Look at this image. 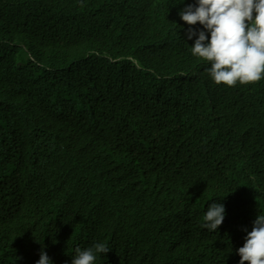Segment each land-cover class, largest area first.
Instances as JSON below:
<instances>
[{"label":"trees","instance_id":"trees-1","mask_svg":"<svg viewBox=\"0 0 264 264\" xmlns=\"http://www.w3.org/2000/svg\"><path fill=\"white\" fill-rule=\"evenodd\" d=\"M179 2L0 0V264L96 243L95 264H239L264 214V78L215 84Z\"/></svg>","mask_w":264,"mask_h":264},{"label":"clouds","instance_id":"clouds-1","mask_svg":"<svg viewBox=\"0 0 264 264\" xmlns=\"http://www.w3.org/2000/svg\"><path fill=\"white\" fill-rule=\"evenodd\" d=\"M178 15L190 26L187 38L196 37L190 47L192 55L210 64L206 71L215 84L250 85L264 78V0H194ZM197 24L200 30L192 27ZM254 102L264 119V96L256 97ZM225 215L222 203H211L203 215L202 227L217 231ZM244 241L237 249L239 264H264V214L256 216ZM109 251L104 243L83 250L77 247L71 264H95L98 254ZM36 264H53L43 248Z\"/></svg>","mask_w":264,"mask_h":264},{"label":"bare ground","instance_id":"bare-ground-1","mask_svg":"<svg viewBox=\"0 0 264 264\" xmlns=\"http://www.w3.org/2000/svg\"><path fill=\"white\" fill-rule=\"evenodd\" d=\"M24 45L28 47V43H25ZM31 50L37 54L38 58H40V59H46V58H44L41 54H39L35 48H31ZM208 154H209V158H210L211 156H214V157H215V155H214L215 153H210V152H208ZM138 175H139V176H138L139 178L144 177V176L142 175L141 171H139V170H138ZM145 177H147V176H145ZM145 177H144V179H142V180H145ZM260 177H261V178H264V175H260ZM239 193H240V194H245L246 196H249V193H248V192L246 191V189H245L244 187H242V186L239 187ZM213 197H214L215 199H217V200H219L220 198H222L221 195H213ZM72 204H73L72 202H63V207L66 208V207H68V206H71ZM225 209H226V214H227L228 211H229V209H228L227 207H225ZM252 209H256V210H257L258 212H260V213H261V212H264V209H263L262 207H260V206H254V207H252ZM242 236H245V234H242ZM165 243L171 245L172 247H182V248H185V247L187 246V243H185V242H172V241H165Z\"/></svg>","mask_w":264,"mask_h":264}]
</instances>
